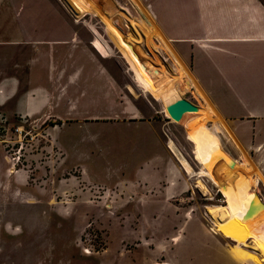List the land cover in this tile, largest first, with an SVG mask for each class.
<instances>
[{
    "label": "rangeland",
    "instance_id": "1",
    "mask_svg": "<svg viewBox=\"0 0 264 264\" xmlns=\"http://www.w3.org/2000/svg\"><path fill=\"white\" fill-rule=\"evenodd\" d=\"M45 2L55 11L53 34L60 35L66 25L93 49L97 41L121 93L135 98L145 110L143 119L162 123L170 136L168 147L186 171L193 173L200 165L195 175L200 190L186 193L184 207L138 206L143 204L136 193L144 171L163 151L149 142L154 126L147 121L71 119L53 133L57 120L0 118V264H264V205L256 200V194L264 199V191L250 175L257 172L249 159L253 170L244 175L220 176L224 167H214L212 158L202 162L211 153L233 159L222 148L220 131L225 132L201 109L180 111L194 98L193 88L176 65L172 69L164 62L156 39L140 25L141 12L129 0ZM96 3L128 10L127 16L113 12L107 20L118 48L97 14L79 15ZM178 119L204 122L194 133L205 144L189 140ZM21 143L14 171L7 154L15 155ZM245 201L256 210L239 215L236 209Z\"/></svg>",
    "mask_w": 264,
    "mask_h": 264
},
{
    "label": "crops",
    "instance_id": "2",
    "mask_svg": "<svg viewBox=\"0 0 264 264\" xmlns=\"http://www.w3.org/2000/svg\"><path fill=\"white\" fill-rule=\"evenodd\" d=\"M129 1L143 15L140 25L144 30L137 26L156 39L164 62L172 69L176 65L178 74L193 88L191 101L201 105L199 109L212 117L216 122L213 125L218 124L229 137L220 131L225 138V147L221 146L233 157L232 162L229 156L214 158L212 153L202 162L212 158L214 167L218 168L230 163L239 169L233 173L243 175L247 170L252 171L253 166L261 177L254 171L250 175L264 191L263 2ZM113 7L96 3L81 8L79 15L97 14L108 34L107 20L112 13L123 12L127 16L128 11L123 5ZM54 15L55 11L45 0H0V114L7 118L26 117L35 123L57 120L52 125L53 133L63 122L79 118L104 117L137 125L140 121L152 123L154 130L147 138L154 145H162L163 151L150 159L144 171L140 192L136 193L143 204L138 206L165 207L174 203L184 207L180 203L186 193L199 192V177L195 175L199 176L200 165L196 170L193 168V173L185 170L168 147L170 136L162 123L143 119L145 110L135 98L121 93L123 87L105 65L104 54L94 45L97 41L93 49L66 25L60 35H54ZM122 56L139 82L133 63L125 54ZM174 121L184 125L186 136L193 143L205 144L204 138H196L194 133L202 121ZM223 169L220 176L231 174ZM19 174L17 171L15 180ZM205 179L212 182L202 177L206 182ZM133 184L136 187L137 182Z\"/></svg>",
    "mask_w": 264,
    "mask_h": 264
},
{
    "label": "bare ground",
    "instance_id": "3",
    "mask_svg": "<svg viewBox=\"0 0 264 264\" xmlns=\"http://www.w3.org/2000/svg\"><path fill=\"white\" fill-rule=\"evenodd\" d=\"M223 166H224L225 169L226 168H230V171L228 173L238 172V170H239V169L237 170L236 168L230 166V163L229 164L228 163H223ZM239 172L242 173V171H239ZM256 200L258 201V204H259L260 200H259V197L257 196V194H256ZM260 205L263 206L264 202H263V204H260ZM236 210L239 213V215H245L246 216L248 210L251 211V212H253V211L255 212L256 208L253 206V204L251 202L245 201Z\"/></svg>",
    "mask_w": 264,
    "mask_h": 264
},
{
    "label": "built area",
    "instance_id": "4",
    "mask_svg": "<svg viewBox=\"0 0 264 264\" xmlns=\"http://www.w3.org/2000/svg\"><path fill=\"white\" fill-rule=\"evenodd\" d=\"M0 118L4 121V122H6L7 120L5 119V117L4 116H2V114H0ZM24 120V119H23ZM15 130L16 131H18V126H15ZM3 142V141H2ZM6 145H7V143L6 144H4V147L6 148ZM21 148H22V143L21 144H19V146L17 147V152H16V154L14 155V154H12V156H9L8 154H7V158L8 159H10V161H11V168H12V170H16V162H17V160H19V158H20V150H21ZM7 150H8V148H6ZM9 151V150H8ZM15 152V151H14ZM13 159H15V161L13 160Z\"/></svg>",
    "mask_w": 264,
    "mask_h": 264
},
{
    "label": "water",
    "instance_id": "5",
    "mask_svg": "<svg viewBox=\"0 0 264 264\" xmlns=\"http://www.w3.org/2000/svg\"><path fill=\"white\" fill-rule=\"evenodd\" d=\"M185 109L189 110H198L199 106L195 105L192 101L188 100L186 105H184V107L180 110L181 112L184 111ZM230 161L232 162L233 159H231V157H229ZM216 173H219V171H215ZM257 196L259 197V204H263V199H261V197L257 194Z\"/></svg>",
    "mask_w": 264,
    "mask_h": 264
},
{
    "label": "trees",
    "instance_id": "6",
    "mask_svg": "<svg viewBox=\"0 0 264 264\" xmlns=\"http://www.w3.org/2000/svg\"><path fill=\"white\" fill-rule=\"evenodd\" d=\"M262 2H263V4H264V0H261Z\"/></svg>",
    "mask_w": 264,
    "mask_h": 264
}]
</instances>
